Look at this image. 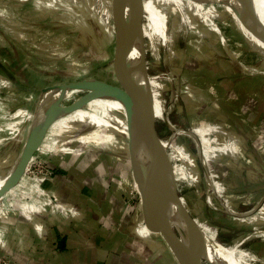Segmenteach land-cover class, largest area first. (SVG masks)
I'll return each mask as SVG.
<instances>
[{
	"label": "rangeland",
	"instance_id": "obj_1",
	"mask_svg": "<svg viewBox=\"0 0 264 264\" xmlns=\"http://www.w3.org/2000/svg\"><path fill=\"white\" fill-rule=\"evenodd\" d=\"M2 1L9 3L12 10L0 2V18L11 16V19L25 20L24 25L10 26L11 19L9 22L0 19V54L8 57L15 54L17 59L12 60L11 65L16 62L19 65L25 64V71L34 70L46 74L59 69L69 70V73L56 77V80L64 79L58 84L86 78L121 85L120 80L116 81L112 74V34L108 15L110 0H34L39 7L49 10L35 9L31 1L20 6L14 0ZM214 3L218 2L144 1L147 73L152 79V88L159 85L156 91L160 93L159 98L154 94V106L152 105L150 113L156 135L169 142L165 153L170 165L174 166V171L173 166L171 168L177 195L183 198V205L192 216L203 220L211 219L218 230L217 239L221 242L215 240L213 229L202 226L205 237L224 245L230 253L229 260L232 264H264V226L257 233L252 229L253 225L249 230L235 227L236 225L230 227L212 212L215 206L224 215L227 208L220 204L221 207L212 199L213 187L199 162L198 143L184 133L175 132L176 129H191L197 125L207 126L204 130L195 128V132H192L198 135L200 145L210 142L209 139L222 142L213 132L217 130V126L219 129L224 126V134L232 136L230 139L242 146V154L238 160L243 166L247 165L248 172L243 170L241 174L247 178L252 176V179H245L248 184L255 182L262 187L264 169L261 170L260 167L261 162H264V52L261 50L264 51V43L244 31L222 4L218 3L234 22L229 20L227 22L230 25H224L228 38L227 50L233 53L236 61L254 68L246 70V75L255 71L257 74L248 79L239 77L234 89L230 90V95L220 98L214 97V89L204 85L191 105L187 96H183L178 88L182 76L186 81L191 65L196 63L193 55H189L186 50L188 42L198 38L197 28L185 26L186 19L188 17L194 20L196 15L204 22L210 17H218L220 13L215 9ZM17 33L24 34L23 38L16 37ZM228 56L224 59L228 60ZM207 65L208 62H203V67L207 68ZM18 85L17 90L13 86L5 88L0 85V128L4 130V134L0 133V176L9 172L17 161L41 95L42 86L37 81L34 85ZM84 92H70L69 98L59 106L70 104ZM216 98L218 102H214ZM17 107L26 110L28 118L18 133H10V129L6 127L16 121L13 113ZM17 114L24 115L25 112L21 110ZM102 133L103 136L106 135L103 137L106 142H100L103 139L100 137ZM47 134V144L51 151H36L24 175L45 179L52 176L50 167H58L63 160L70 162L67 179L79 176L86 182L81 185L88 184L95 188L92 184H97L99 192L104 194L113 191L114 185L118 186V195L125 197L126 212L131 215L135 213L140 196L135 185L133 189L128 184L131 170L127 156V128L124 112L120 107L110 102L88 100L73 113L60 118ZM82 136L83 139H80ZM193 162L196 165H190ZM196 174H199V178H196L198 182L193 180ZM239 209L243 211L247 208L241 206ZM121 222L127 225L124 219ZM248 235L250 237L246 239ZM242 239L244 240L240 244ZM162 242H165L163 238ZM207 259L209 262L201 264H220L209 255Z\"/></svg>",
	"mask_w": 264,
	"mask_h": 264
},
{
	"label": "crops",
	"instance_id": "obj_2",
	"mask_svg": "<svg viewBox=\"0 0 264 264\" xmlns=\"http://www.w3.org/2000/svg\"><path fill=\"white\" fill-rule=\"evenodd\" d=\"M28 1L33 3L35 9H42L34 0H14L19 6ZM144 1L141 0L140 4L142 24L145 20ZM0 2L4 7L12 10L9 8V3L2 0ZM213 5L220 13L218 17H210L202 22L201 17L195 15L194 20L187 17L186 25L184 24L190 28H197L198 37L188 42L186 50L189 55H193L196 63L191 65V71L187 73L189 78L184 81V76H182L178 85L179 91L183 96H187L190 105L195 102V95L201 91V87L204 85L214 89V97L220 98L230 95V90L234 89L239 77L248 79L249 76L257 74L255 71L246 75V70H254V68L236 61L233 53L227 50L228 38L224 25H230L227 22L229 20L233 21L222 5L218 3ZM108 15L112 34V74L116 81H119L123 74L122 69H124L126 23L118 0H110ZM0 19L9 22L11 16ZM253 20L264 29V18L254 17ZM24 21L12 18L9 25H24ZM212 25L214 29L211 27ZM23 35L17 33L16 37L23 38ZM261 52L264 51L261 50ZM226 56L229 57L228 60L224 59ZM7 57L0 54L1 87L12 88L13 86L14 90H17L18 84L34 85L37 81L44 88L61 83L64 79L56 80V77H61L65 72L69 73L67 72L69 70L66 69H59L61 72L50 71L47 74L34 72V70L28 72L23 68L26 66L25 64L19 65L17 62L14 65L10 64L12 60L17 59L15 54L13 57L10 55L9 60ZM76 60L74 59V61ZM144 61L147 69L145 52ZM203 62H208L207 68L203 67ZM70 67L72 69L73 61H71ZM151 81L152 79L149 78L147 104L150 111L152 105L154 106V94L156 93L158 98L160 95L159 91H156L159 85L153 89ZM217 98L214 99V102H218ZM227 100L229 99L227 98ZM214 107L218 108L216 105ZM21 110L25 112L24 115L17 114ZM26 116V110H23L22 107L16 108L13 113L16 121L6 127L10 129V133H18L23 128L22 126L24 123L26 124L28 118ZM151 118L153 120L152 114ZM195 128L204 130L207 126L197 125L184 130L192 133L195 132ZM221 128L225 129L224 126ZM222 129L217 126V130L213 132L215 137L222 142L212 141L208 137L209 134L206 137L210 142L199 145L196 141L199 162L205 175L209 178L210 186L213 187L212 199L218 205L221 204L227 208L226 215L220 214L218 212L220 210L215 206L214 209L212 208V212L219 215L225 225L230 227L236 225L235 227L240 226L239 228L247 230L251 229L253 225L252 229L257 233L261 231V226H264V183L260 188L255 182L252 184L246 182V180L252 179V176L247 178L246 175L243 177L241 174L243 170L248 172L247 165L243 166L238 160L242 154V146L234 139H230L232 136L224 134L226 129ZM0 133L4 134L2 128H0ZM59 133L62 132L59 131ZM53 134L57 135V132ZM48 135H45L46 138L43 139V145L40 146V150H37L38 152L51 151L47 144ZM105 136L103 133L100 134L102 138ZM195 136V139L197 138L199 141L198 135L195 134ZM225 137L228 138L223 139ZM80 139H83V136ZM105 140L103 138L100 142H106ZM127 156L131 170L128 184L137 190L128 150ZM32 159L33 156L30 161ZM69 163L63 160L58 164V167H50L52 176L45 179L43 177L29 178L23 174L12 190L10 189L11 191L0 195V258L6 260L7 264H179L166 242H162V237L156 236L159 234L153 233L145 226L140 197L137 210L131 215L128 211L126 212L125 197L118 195L120 192L117 190L118 186L114 185L113 191L110 193L107 191L108 194H104L99 192L97 184H92L95 188L88 184L81 185L86 182L79 176H72L71 180L67 179ZM261 163L260 169L262 170L264 162ZM190 165L196 164L193 162ZM7 174L8 172L5 175ZM197 175L199 176L196 174L193 178L196 182L199 178ZM105 187H107L106 184ZM179 198L184 204L183 198L181 196ZM241 206L247 209L241 211L239 209ZM185 209L201 230L202 226L213 229L215 240L220 241L217 239V227L212 224L211 219H199L192 216L186 207ZM122 219L127 222V225L122 224ZM249 237V235L246 236V239ZM243 240L240 241V244ZM196 257L200 264L204 261L209 262L207 255L203 252H197Z\"/></svg>",
	"mask_w": 264,
	"mask_h": 264
},
{
	"label": "water",
	"instance_id": "obj_3",
	"mask_svg": "<svg viewBox=\"0 0 264 264\" xmlns=\"http://www.w3.org/2000/svg\"><path fill=\"white\" fill-rule=\"evenodd\" d=\"M118 1L126 23L125 60L123 62V74L120 79L121 85L111 84L98 79L84 78L42 88L36 109H38L41 100L50 89L61 88L85 92L75 98L70 104L60 106L58 110L49 114L43 123H36L32 126L17 161L0 186V195L6 193L18 183L25 173L30 159L40 148L49 126L58 116L73 111L99 93L111 94L124 101L128 152L137 190L140 195L145 226L153 232L160 233L179 264H200L196 253L199 251L208 253L210 245L203 231L188 214L176 193L172 168L165 153L166 146L162 144L160 155L166 163L171 190L178 197L179 205L182 207L187 218H189L191 226L195 229V235L191 238H185L176 222L177 219L172 218L173 215L168 212L167 207L170 202V194L160 176L158 159H156L153 149L154 143L160 142L161 139L155 133L147 104L149 75L144 61L145 45L141 21V0ZM256 13L257 9L253 0L245 6L239 18L242 26L249 31L248 25L254 19ZM252 35L264 43V37L256 34ZM219 261L220 264H228L227 262Z\"/></svg>",
	"mask_w": 264,
	"mask_h": 264
},
{
	"label": "bare ground",
	"instance_id": "obj_4",
	"mask_svg": "<svg viewBox=\"0 0 264 264\" xmlns=\"http://www.w3.org/2000/svg\"><path fill=\"white\" fill-rule=\"evenodd\" d=\"M208 1H215V2H218V3L222 4L225 7V9L239 23V25L242 27V29L244 31H246L247 33H249L250 35L256 34V35H258L260 37H264V29L261 28L258 24H256L254 20L250 21V23L248 25V27L250 28V31L247 30L244 26H242V24H241V22L239 20V18L241 17V15H242V13L244 11L245 6L250 1H253V0H208ZM254 2H255V5H256V9H257V13H256L255 17L256 18H264V0H254ZM143 34H144V24H143ZM144 37H145V35H144ZM70 92H80V91L79 90H65V89H61V88L50 89L49 91H47V93L44 95L43 99L40 102V106L38 107V109H36V111L33 114V118L31 120L30 126H29L30 127L29 131L31 130L33 125H35L36 123H39V124L43 123L44 120L48 117L49 114H51L52 112H55L56 110H58L60 108V106H59L60 103L63 102L64 100H67L69 98V95H70L69 93ZM91 100L113 103L114 105H117L118 107H120L121 110H123V112H124V107H123L124 101L121 100L120 98L116 97V96L111 95V94H107V93H103L102 92V93H99L98 95H96L95 97L91 98L90 101ZM78 108L74 109L73 111H69V112H67L65 114H61L60 116H58L57 119L54 120L53 123L49 126V128L47 130V133L50 130V128L60 118L66 116V115H68L70 113H73ZM175 132L181 133V134L184 133L187 136H189L190 138H194V140H196L198 142V139L197 138L195 139L196 136L194 134H192L191 132H189V131L176 129ZM46 136H47V134H46ZM167 141H164V140L162 141L161 140L160 142L159 141L155 142L154 143V148H153L154 152H155L156 159H158V168H159L160 176L162 177V180L165 182V185L168 188L169 194H170V202L168 204L167 210H168V212L170 214L173 215V218L177 219L176 222H177V224L179 226V229L182 232L183 236L185 238H191V237H193L195 235V229L191 226L192 224L189 221V218H187V216L185 215V212L183 211L182 207L179 205L178 197L171 190V185H170V181H169V177H168V172H167L165 163L162 160L163 157L160 155V148L162 147V144L165 145V146L168 145L169 142H167ZM42 143H41V147L43 145ZM156 145H158V146H156ZM40 148H39V150H40ZM8 174H9V172H8ZM8 174L4 175V176H0V186L2 185V183L4 182V180L6 179ZM153 233H157V234L160 235V233H158V232H153ZM206 239H207V241H208V243L210 245V251L208 253L204 252L205 254L209 255V257L212 260H214V261L221 260L224 263L227 262L228 264H232L230 262V260H229L230 253L225 248V246L223 247L222 245L216 243L214 240H212V239H210L208 237H206Z\"/></svg>",
	"mask_w": 264,
	"mask_h": 264
},
{
	"label": "built area",
	"instance_id": "obj_5",
	"mask_svg": "<svg viewBox=\"0 0 264 264\" xmlns=\"http://www.w3.org/2000/svg\"><path fill=\"white\" fill-rule=\"evenodd\" d=\"M8 262L2 258H0V264H7Z\"/></svg>",
	"mask_w": 264,
	"mask_h": 264
}]
</instances>
